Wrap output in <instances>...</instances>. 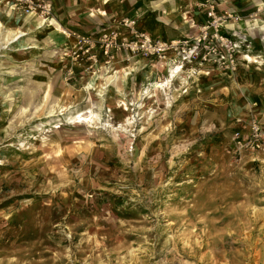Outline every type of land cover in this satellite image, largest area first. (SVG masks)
I'll return each mask as SVG.
<instances>
[{"label": "rangeland", "instance_id": "1", "mask_svg": "<svg viewBox=\"0 0 264 264\" xmlns=\"http://www.w3.org/2000/svg\"><path fill=\"white\" fill-rule=\"evenodd\" d=\"M51 1L70 34L128 14L177 37L201 17L197 0ZM218 1L241 27L236 71H183L151 98L155 60L122 56L109 85L69 76L71 37L0 10V264H264V142L234 140L264 133V0ZM86 107L99 117L66 119Z\"/></svg>", "mask_w": 264, "mask_h": 264}, {"label": "built area", "instance_id": "2", "mask_svg": "<svg viewBox=\"0 0 264 264\" xmlns=\"http://www.w3.org/2000/svg\"><path fill=\"white\" fill-rule=\"evenodd\" d=\"M5 1L42 19L48 20L53 16L50 0ZM194 7L199 10L202 19L196 23L194 32L178 37L151 36L131 15L121 16L112 25L94 34L72 33V44L63 51V56L69 60L67 74L73 75V65L99 71L113 65L119 55L165 61L173 67L179 66L181 72L236 71L238 46L231 39L234 29L226 22L238 20V17L223 9L218 0H198ZM263 139L264 133L257 123L250 126L247 138L241 139L239 134L234 136L240 147L260 148Z\"/></svg>", "mask_w": 264, "mask_h": 264}, {"label": "bare ground", "instance_id": "3", "mask_svg": "<svg viewBox=\"0 0 264 264\" xmlns=\"http://www.w3.org/2000/svg\"><path fill=\"white\" fill-rule=\"evenodd\" d=\"M261 8H262V6H258L259 10H261ZM0 10L3 11L4 14L7 13L8 15H10L12 10H14V12L18 15L19 21L22 17L29 18V21L26 24V30L35 28V29H42V30L47 31V32L50 31V33H52V34H57V33L62 34L63 30L58 28V23L54 18H50L48 20L42 19L41 17L37 16L33 12H29V13L24 12L22 14L21 13L19 14L18 13L19 10L15 11L17 9L14 7V5L10 4L8 1H5V0L0 2ZM27 14H32V15H35L36 17L35 16H29ZM36 18H38L41 21L40 22L37 21ZM257 20H258V22L263 23L261 18H258ZM226 25L228 27H231L232 29H234L236 27L238 29L241 28L240 24L238 23V20L228 21V22H226ZM2 28H3V25L0 22V29H2ZM24 35H26V32H23V30H21V29H15V30L14 29H12V30L5 29L3 34H2V37L3 38H13L12 40L16 41L18 38H21ZM62 35L64 38H70L72 36V34L68 33L67 31H64V33ZM119 56H124V55H119ZM125 57L128 61L135 58V57H129L127 55ZM116 58L117 57H115V60H116ZM244 58H246L248 60H252V59H255L257 57H251L250 55H244ZM133 61L135 62L134 63L135 65L131 66L133 70H140V68L141 67L144 68V65L146 64L142 59H135ZM154 64L158 65L162 69L165 68L166 75H161V76L157 77L155 81H151L149 76L146 77V82L144 83L145 84L144 89L139 92L140 95L144 94L145 98H151L153 96H160V95L165 94L166 88L168 87L169 83L172 82V80L174 78H176V76H178V72H181L179 66L173 67L172 65H169L165 61H156V62H154ZM74 66H78V65H74ZM113 66L114 65L103 67L104 68L103 71L105 70L104 71L105 75H107V73H109V72H112L113 73L112 75H108V79L115 82L119 79V75H117V71H113L114 69L110 70L111 68H113ZM146 66H147V64H146ZM148 69H150V68L148 67ZM125 74H126V76H128L130 73L128 74V72H125ZM93 75H95V73ZM87 83H88L87 80H85V84H87ZM123 104L125 106V109H127L126 103L123 102ZM97 117H99L98 114L95 113L91 109V107H86L84 111L76 112V113L71 114V115L69 114L66 119H68L72 122H75V121H89V120H93Z\"/></svg>", "mask_w": 264, "mask_h": 264}, {"label": "crops", "instance_id": "4", "mask_svg": "<svg viewBox=\"0 0 264 264\" xmlns=\"http://www.w3.org/2000/svg\"><path fill=\"white\" fill-rule=\"evenodd\" d=\"M51 1V0H50ZM198 1V0H197ZM52 2V1H51ZM222 2V1H221ZM223 3V2H222ZM258 6H262V4H258ZM259 10V9H258ZM126 15H128V14H126ZM201 16V15H200ZM184 19H185V23H188V22H191V21H193L192 20V18L191 17H187V15H184ZM196 19V21L195 22H193L192 23V25H193V27H192V30H191V33L192 32H194L195 30H196V23H198L201 19H202V16L199 18V16L197 15V17L195 18ZM139 24H140V26L145 30V31H147L151 36H159V37H166V36H161V35H159V34H154V33H152V32H150L149 30H147L143 25H142V23H140L139 22ZM112 25V24H111ZM110 26V25H109ZM108 27V26H107ZM104 28H106V27H104ZM104 28H101V29H98V30H96V31H91V32H83V33H86V34H94V33H97V32H99V31H101L102 29H104ZM235 29V28H234ZM63 30V29H62ZM64 31H66V30H63L62 31V34L64 33ZM179 36H182V35H179ZM168 37V36H167ZM166 37V38H167ZM178 37V36H177ZM72 44V39H71V41H70V43L69 44H67L66 45V47H69L70 45ZM66 49V48H65ZM62 54H63V52H62ZM64 57V56H63ZM121 58H122V56H118L117 58H116V60H115V62H114V66H117V65H120V63H121ZM65 60H66V64H68L69 63V60L65 57L64 58ZM131 60H135V58L134 59H131ZM124 63H122L121 65H123ZM120 65V66H121ZM74 66V65H73ZM72 66V69H73V75L72 76H76L77 75V73L78 72H82V70L83 71H85V72H90L91 74H93V73H97L98 74V72L99 71H102V68L99 70V71H96V72H93L92 70H87L86 68H85V66H74L73 67ZM113 66V69L116 71L117 70V72H119V69H115V67ZM74 68H76V69H74ZM76 71V72H75ZM105 71V70H104ZM104 71L103 72H101V74L100 75H97V74H95V75H92L91 77H90V80H89V82H91L96 76H100L103 80H105L104 81V84L105 85H109L110 83H111V81H110V79H108V75H105V73H104ZM94 76V77H93ZM93 77V78H92ZM88 81V80H87ZM83 83H85V81H83Z\"/></svg>", "mask_w": 264, "mask_h": 264}]
</instances>
